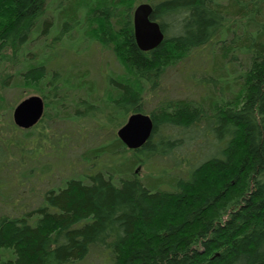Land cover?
I'll list each match as a JSON object with an SVG mask.
<instances>
[{"label":"trees","instance_id":"1","mask_svg":"<svg viewBox=\"0 0 264 264\" xmlns=\"http://www.w3.org/2000/svg\"><path fill=\"white\" fill-rule=\"evenodd\" d=\"M141 2L153 6L151 18L165 35L151 51L139 48L134 33ZM50 7V0H0V67L14 64L35 33L53 23L60 35L76 31L80 43L111 50L124 73L105 76L101 93L86 71L61 74L45 59L20 62L11 86L46 101L31 130L8 124L21 134L12 142L26 150L34 174L39 162L31 154L59 153L65 145L59 119L99 112L98 125L110 137L85 151L91 166L101 156L104 166L71 170L28 213L0 214V264H85L91 254L105 255L106 264H264V0H69L55 5L56 21ZM206 46L221 58L211 64L218 79L211 71L203 76L206 93L166 97L146 112L143 83L155 88L169 67ZM10 78L2 87H11ZM85 105L93 113L82 112ZM133 112L154 120L151 138L136 150L116 134ZM156 157L173 163L170 170L185 166L170 189L136 175ZM4 164L0 153V172Z\"/></svg>","mask_w":264,"mask_h":264},{"label":"rangeland","instance_id":"2","mask_svg":"<svg viewBox=\"0 0 264 264\" xmlns=\"http://www.w3.org/2000/svg\"><path fill=\"white\" fill-rule=\"evenodd\" d=\"M50 1V14L52 15L49 19L50 21H56L59 18L54 14L55 5L60 2L68 3L69 0ZM47 28V34L40 33ZM40 32H36L34 39L29 42L26 49L20 52L22 55H19L18 60L12 61L14 64L3 63L0 67V151H2L0 153H3V161L5 163L0 172V214L6 213L19 216L36 209L39 204L45 202L46 191L61 185V180L69 177L72 173L71 170L78 171V174H82L84 171L90 172L91 170L88 171L90 167L92 170L100 168L104 166L107 160L101 156L97 159L98 166H91L92 163L84 159L87 149L102 144L106 141V138L110 137L98 125L102 121L99 112L98 114L94 112L95 116L80 118L79 121L75 122L69 119L56 121L55 128L58 126L59 134L64 133L65 137L67 135L68 138L63 139L65 145H63L59 153H55L57 151L52 149H46L47 153L44 156L39 154L38 151L35 154H29L30 158L39 162L37 168L39 174L33 173V163L27 157L26 150H20L14 145L15 143L13 144L12 140L14 141L17 138L15 135H21L8 125L13 122V111L16 105L24 98L36 94L40 95L39 93H34L32 89L25 88L23 90L22 88L11 86L18 79L16 73L20 71L22 65L20 62L26 61V65H33L37 61L45 59L46 63L49 62L51 64V67L60 68L61 74H65L64 71L74 72V69L86 71L90 79L94 81V84H97L101 93L104 92L103 82L106 78L105 76L112 75L117 77L124 73L120 62L111 50L97 42L89 43V41H83L80 43L79 38L81 35L80 33L78 35L76 31H73L72 34L70 32L69 35H60L58 29L51 23L49 26L48 24L42 26ZM59 35L60 38L57 39ZM76 48L77 50L75 51ZM218 54L214 47L206 46L191 53L184 61L169 67L158 80L155 88L152 89L151 82L143 83L146 98L143 104L144 110L150 112L161 99L166 97L201 98L206 93L204 74L208 75V72L211 71V77L215 76L216 80L220 76L219 72L211 69L214 57L218 56ZM217 58L221 62V58L219 56ZM18 61L19 65H16ZM8 73L11 74L9 79V86L11 87L4 88L1 85V81ZM236 73H238V69ZM93 97H96V95L93 94ZM81 110L85 113L90 111L93 113V108L90 105H85ZM49 152L50 154H48ZM55 154L62 158L49 157L50 155L55 156ZM123 161H121L123 166L130 164L125 158ZM45 165L48 166V170L44 169ZM172 166L174 167L170 161L156 157L148 160L147 163H141L136 169V175L150 186L170 189L171 180L179 177L185 168V166H181L183 169L179 170L178 166L170 170ZM85 262V264H106L105 255L91 254Z\"/></svg>","mask_w":264,"mask_h":264},{"label":"water","instance_id":"3","mask_svg":"<svg viewBox=\"0 0 264 264\" xmlns=\"http://www.w3.org/2000/svg\"><path fill=\"white\" fill-rule=\"evenodd\" d=\"M153 6L149 3L139 4L133 14L134 33L139 48L151 51L164 40V32L160 24L151 18ZM44 99L39 95L30 96L19 102L13 111L14 123L21 128L35 126L43 117ZM154 120L150 114L135 112L126 123L117 130L118 138L128 149H139L151 138Z\"/></svg>","mask_w":264,"mask_h":264},{"label":"bare ground","instance_id":"4","mask_svg":"<svg viewBox=\"0 0 264 264\" xmlns=\"http://www.w3.org/2000/svg\"><path fill=\"white\" fill-rule=\"evenodd\" d=\"M131 114H133V113H131ZM131 114H130V115H131ZM130 115H129V116H130ZM69 177H70V176H69Z\"/></svg>","mask_w":264,"mask_h":264}]
</instances>
